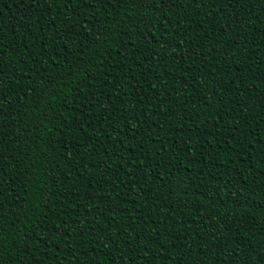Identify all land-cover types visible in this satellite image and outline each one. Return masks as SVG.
Wrapping results in <instances>:
<instances>
[{
	"label": "trees",
	"instance_id": "16d2710c",
	"mask_svg": "<svg viewBox=\"0 0 264 264\" xmlns=\"http://www.w3.org/2000/svg\"><path fill=\"white\" fill-rule=\"evenodd\" d=\"M0 225L2 264L255 259L264 0H0Z\"/></svg>",
	"mask_w": 264,
	"mask_h": 264
},
{
	"label": "snow or ice",
	"instance_id": "6c2138e0",
	"mask_svg": "<svg viewBox=\"0 0 264 264\" xmlns=\"http://www.w3.org/2000/svg\"><path fill=\"white\" fill-rule=\"evenodd\" d=\"M136 2L145 9H153L155 6L163 3V0H136ZM0 229H2V225H0ZM253 251L255 252V248ZM0 264H2V260H0ZM248 264H264V251L255 252V259L250 258Z\"/></svg>",
	"mask_w": 264,
	"mask_h": 264
}]
</instances>
